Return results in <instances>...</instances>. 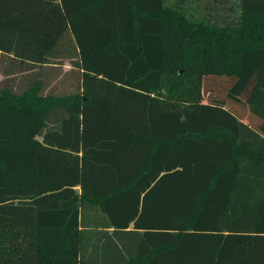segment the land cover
I'll use <instances>...</instances> for the list:
<instances>
[{
  "label": "trees",
  "instance_id": "1",
  "mask_svg": "<svg viewBox=\"0 0 264 264\" xmlns=\"http://www.w3.org/2000/svg\"><path fill=\"white\" fill-rule=\"evenodd\" d=\"M186 1L0 0L30 78L0 99V264H264V0L238 29ZM68 35L76 91L43 95Z\"/></svg>",
  "mask_w": 264,
  "mask_h": 264
},
{
  "label": "rangeland",
  "instance_id": "2",
  "mask_svg": "<svg viewBox=\"0 0 264 264\" xmlns=\"http://www.w3.org/2000/svg\"><path fill=\"white\" fill-rule=\"evenodd\" d=\"M166 4H171L170 0H166ZM61 49L63 51L64 56L60 59H54L52 60V65H62V72L59 74V80L52 86L51 89H44L41 94L46 95V94H52V93H57V94H71L75 93L76 91V78L72 77L69 75V72L71 71V63L75 60V55L74 53L71 52L73 49V41L68 35L64 40L61 45ZM68 51V53H67ZM7 60L4 62V59L0 58V67L4 71H6V75L4 74L3 71L0 69V99L4 102H18L17 99L11 96H19L22 94L24 91V86L29 83V80L25 78L27 74H13L9 75L8 72L11 71V69L7 68ZM51 68H46L47 72H50ZM185 69H188L186 67ZM29 77V76H28ZM30 84V83H29ZM54 87L56 89H54ZM4 90H10L7 93L10 96H5L3 97L2 94L6 91ZM225 91V90H224ZM52 92V93H51ZM6 99V100H5ZM28 99V98H27ZM31 101L30 99H28ZM1 101V102H2ZM82 214H83V222L86 226V232H89L88 229H90L93 226V223L101 220V212L99 210L98 205H91V204H84L82 206ZM129 237H124L123 240L126 242V245H129L131 250L134 251L138 238L131 235L130 240L128 239ZM91 244H98L100 247V242L95 243V242H90Z\"/></svg>",
  "mask_w": 264,
  "mask_h": 264
},
{
  "label": "crops",
  "instance_id": "3",
  "mask_svg": "<svg viewBox=\"0 0 264 264\" xmlns=\"http://www.w3.org/2000/svg\"><path fill=\"white\" fill-rule=\"evenodd\" d=\"M170 1L175 6L176 0ZM183 7L191 20L221 29H238L244 20L241 0H187Z\"/></svg>",
  "mask_w": 264,
  "mask_h": 264
}]
</instances>
